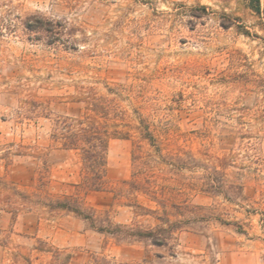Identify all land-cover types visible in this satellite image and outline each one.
<instances>
[{
    "label": "rangeland",
    "instance_id": "obj_1",
    "mask_svg": "<svg viewBox=\"0 0 264 264\" xmlns=\"http://www.w3.org/2000/svg\"><path fill=\"white\" fill-rule=\"evenodd\" d=\"M0 0V264H264V0ZM41 16L47 31L29 30ZM95 99L109 118L105 191H78L96 226L164 228L166 245L50 212L80 164L55 120ZM143 122L164 159L140 141ZM164 181L129 191L132 157ZM148 155V156H147ZM176 159L178 173L169 164ZM147 174V173H145ZM139 180V179H137ZM167 220L168 222H166ZM41 250V251H40Z\"/></svg>",
    "mask_w": 264,
    "mask_h": 264
},
{
    "label": "trees",
    "instance_id": "obj_2",
    "mask_svg": "<svg viewBox=\"0 0 264 264\" xmlns=\"http://www.w3.org/2000/svg\"><path fill=\"white\" fill-rule=\"evenodd\" d=\"M255 13H260V1L251 0ZM36 22L34 28H26L29 30L47 31V25L51 24L41 16L34 15ZM85 103V112L78 118H70L68 116L55 120L51 139L54 144H59V149L64 152H74L79 159L80 173L79 182L74 185L75 195L61 196L56 199L46 200L45 208L50 211H64L74 214L90 223L93 230L100 234L116 237L120 241L139 240L149 241L155 246H164L166 241L161 237L160 233L167 232L164 228L143 231L128 226L112 225L109 221L106 225L100 224L96 226L93 215L87 214L80 206L81 201L77 196L78 191L87 196L90 193H100L105 191L106 174H107V145L110 136H126L127 133L113 130L109 132V118L105 108L95 99H87ZM139 131L140 141H144L152 148L154 155L162 160L161 149L155 142V138L149 128L141 122ZM148 156V155H147ZM144 156L138 155L132 157V179L124 184H128L129 191L133 194H143L157 205H161L159 197L166 188L163 186L164 181L158 176H147L150 172ZM163 161V160H162ZM169 164L162 163L164 166L169 165L171 171L178 173L182 170V166L178 164L179 160L173 159ZM147 173V174H145ZM152 175V174H149ZM139 179V180H137ZM163 207V206H162ZM168 222L167 220H165ZM41 251V250H40ZM53 258L50 264H70L73 259L72 255L65 256L64 260L59 263L60 254L58 251L52 252ZM85 264H130L114 262L105 256H90Z\"/></svg>",
    "mask_w": 264,
    "mask_h": 264
},
{
    "label": "crops",
    "instance_id": "obj_3",
    "mask_svg": "<svg viewBox=\"0 0 264 264\" xmlns=\"http://www.w3.org/2000/svg\"><path fill=\"white\" fill-rule=\"evenodd\" d=\"M50 212L52 213V212H64V211H50ZM65 213H67V212H65Z\"/></svg>",
    "mask_w": 264,
    "mask_h": 264
}]
</instances>
